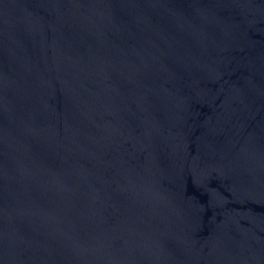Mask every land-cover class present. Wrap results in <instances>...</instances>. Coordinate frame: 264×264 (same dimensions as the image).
I'll list each match as a JSON object with an SVG mask.
<instances>
[{
    "label": "water",
    "instance_id": "1",
    "mask_svg": "<svg viewBox=\"0 0 264 264\" xmlns=\"http://www.w3.org/2000/svg\"><path fill=\"white\" fill-rule=\"evenodd\" d=\"M0 264H264V0H0Z\"/></svg>",
    "mask_w": 264,
    "mask_h": 264
}]
</instances>
